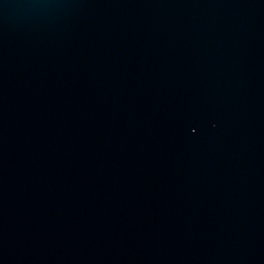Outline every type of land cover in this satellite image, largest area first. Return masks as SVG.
<instances>
[{
  "label": "water",
  "instance_id": "water-1",
  "mask_svg": "<svg viewBox=\"0 0 264 264\" xmlns=\"http://www.w3.org/2000/svg\"><path fill=\"white\" fill-rule=\"evenodd\" d=\"M0 264H264V0H0Z\"/></svg>",
  "mask_w": 264,
  "mask_h": 264
}]
</instances>
